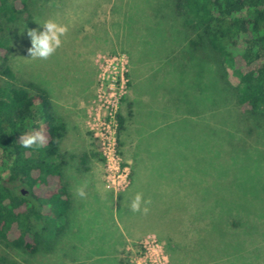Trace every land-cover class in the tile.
Returning <instances> with one entry per match:
<instances>
[{
	"label": "rangeland",
	"instance_id": "rangeland-1",
	"mask_svg": "<svg viewBox=\"0 0 264 264\" xmlns=\"http://www.w3.org/2000/svg\"><path fill=\"white\" fill-rule=\"evenodd\" d=\"M32 4L35 18L12 41L17 81L46 84L68 121L63 151L97 156L89 155L88 170L69 179L76 217L56 247L28 255L0 244V252L17 264H264V122L254 129L243 124L233 100H223L215 71L186 60L185 34L176 33L167 14L160 12V37L116 31L120 7H140L154 16V0ZM49 20L66 32L48 59H33L27 31L39 33ZM134 44L135 52L130 49ZM144 45L152 46L164 74H153L151 63L144 61L149 56L142 54ZM168 64L174 73L166 79ZM222 64L234 83L233 69ZM142 93L147 104L139 109L140 128L159 129L136 148L138 123L129 116L128 104ZM116 114L126 120L121 131ZM160 149L173 164L171 172H190L192 179L158 182L151 174L141 182L143 173L137 171L128 196H117L128 185L133 156L142 152L145 169L149 150L159 155ZM173 149L179 151L175 159ZM77 188L83 197L76 195ZM137 194L140 210L132 211ZM147 195L149 202L157 201L146 202Z\"/></svg>",
	"mask_w": 264,
	"mask_h": 264
},
{
	"label": "trees",
	"instance_id": "trees-1",
	"mask_svg": "<svg viewBox=\"0 0 264 264\" xmlns=\"http://www.w3.org/2000/svg\"><path fill=\"white\" fill-rule=\"evenodd\" d=\"M154 4L157 9L154 16L144 14L138 10L140 7H120L116 12L122 17H117L116 31L128 34L138 30L142 38L160 37V12L167 14L176 33L185 34L186 60L205 63L211 72L215 71L223 100H233L243 124L247 123L250 129L251 126L258 128L264 122V0H154ZM33 9L32 0H0V244L28 255L53 249L65 236L71 219L76 217L69 179L88 170L89 155L97 156L93 152L76 155L63 151L61 143L68 132V121L51 98L46 84L41 81L19 84L17 81L11 61L12 41L23 24L35 18ZM148 46L152 47L144 45L142 54L149 56H141L151 63L153 74H164V68H157L160 63L157 54ZM130 49L136 51V44ZM130 49L128 47L125 53L134 70ZM168 60V63L172 61ZM222 63L233 69L234 83ZM167 67L170 71L165 78L169 79L174 71L170 64ZM160 81L164 82L163 77ZM161 100L164 101L163 97ZM180 102L184 105L186 100ZM144 104L147 103L143 93L128 104L129 116L138 123L136 148L147 134L159 129L140 128L143 118L139 109ZM194 109L192 114L196 112V107ZM115 120L121 131L125 118L116 114ZM35 131L44 132L45 145L40 149L21 147L19 136ZM160 150L159 155L149 150L150 164L145 169L142 152L141 157L137 153L133 156L128 185L118 191L117 196L119 193L128 196L136 182L137 171L143 173L141 182L144 176L151 174L158 182L163 179L171 183L182 176L192 179L190 172L180 169L171 172L173 164L166 158V152ZM178 152L173 149L172 159ZM138 165L143 171L138 170ZM148 197H145L146 202H149ZM156 201L151 199V202ZM127 202L130 199L127 198ZM33 222L40 223L41 227L36 228ZM230 227L236 228L235 224ZM0 264L17 263L0 252Z\"/></svg>",
	"mask_w": 264,
	"mask_h": 264
},
{
	"label": "clouds",
	"instance_id": "clouds-1",
	"mask_svg": "<svg viewBox=\"0 0 264 264\" xmlns=\"http://www.w3.org/2000/svg\"><path fill=\"white\" fill-rule=\"evenodd\" d=\"M43 31L37 33V29H29L27 36L31 39V47L27 50L31 58L48 59L61 44L60 36L66 32L64 26L57 25L55 22L49 20L43 25ZM46 136L43 131H35L31 134H21L19 136V144L26 149H40L46 143ZM76 195L83 197L85 195L82 188L76 189ZM141 196L137 194L131 204L132 211L140 210ZM148 211L147 208L144 209Z\"/></svg>",
	"mask_w": 264,
	"mask_h": 264
}]
</instances>
